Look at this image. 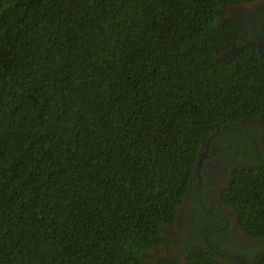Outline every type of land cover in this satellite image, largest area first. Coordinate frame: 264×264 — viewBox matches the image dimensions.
Instances as JSON below:
<instances>
[{
    "label": "trees",
    "instance_id": "16d2710c",
    "mask_svg": "<svg viewBox=\"0 0 264 264\" xmlns=\"http://www.w3.org/2000/svg\"><path fill=\"white\" fill-rule=\"evenodd\" d=\"M251 1L0 0V264H175L142 254L167 240L211 136L219 161L249 151L220 199L264 239V53L221 21ZM212 212L185 264H217Z\"/></svg>",
    "mask_w": 264,
    "mask_h": 264
},
{
    "label": "flooded vegetation",
    "instance_id": "af4514ba",
    "mask_svg": "<svg viewBox=\"0 0 264 264\" xmlns=\"http://www.w3.org/2000/svg\"><path fill=\"white\" fill-rule=\"evenodd\" d=\"M225 20L234 23L236 28L240 29L241 36H245L247 32L253 33L254 36L259 33L260 39H258L256 45L258 50L262 52L261 45L264 46V0H255L248 3L241 2L225 8V16L222 17L221 21ZM239 37L236 36L230 48L220 55L226 54L225 52L232 49L234 50V55L238 53L242 47V45H236L237 41L239 42ZM233 56L228 55L225 62H228ZM252 122V124L258 125L257 122ZM262 139L263 143L256 145L255 150L257 151V159L264 162L260 155V153L264 152V136ZM243 148L241 153L235 155L234 158L226 155V161L223 162L214 157V154L218 153L215 144H211L206 148L202 146L199 153L204 152L205 156L201 161L199 171H196L195 174L197 188L191 186L188 188L185 200L176 211L174 223L162 227L163 237L167 240L156 242L151 248L143 252L146 254L145 260L147 262L165 260L169 261L168 263L185 264L183 262L184 251L182 248L186 240L189 239L187 229H192V224H194V220L199 215V211L207 209V206L209 207L210 205L215 207L217 213L212 212V214L217 217L220 225L203 235L202 240L206 246L205 240L208 244H211L207 240V236L217 234L212 239V243L218 249L213 248L211 245L210 247L206 246V249L216 256L217 264H238L236 261L228 259L235 257H241L245 262H248V258L251 256L258 258L255 262L263 258L264 245L260 251L256 247H259L260 241L262 243L264 239L244 233L239 225L237 213L231 207L224 205L220 199L222 190L232 185L236 171L243 168L246 160H253L248 154L249 151L243 150ZM238 157L239 160H237ZM198 176L200 180H198ZM211 226L213 227L212 224ZM255 249L260 252V255L251 254ZM230 251H233V253H230ZM246 253H248V257L245 256Z\"/></svg>",
    "mask_w": 264,
    "mask_h": 264
},
{
    "label": "water",
    "instance_id": "95a60500",
    "mask_svg": "<svg viewBox=\"0 0 264 264\" xmlns=\"http://www.w3.org/2000/svg\"><path fill=\"white\" fill-rule=\"evenodd\" d=\"M261 49H262V52H264V46H262L261 45ZM226 54H222V55H220L218 58H217V60H219V61H222V62H225V60L228 58L227 56L228 55H230V56H233L234 55V50L232 49V50H230V51H228V52H225ZM212 137V136H211ZM211 137H209V138H211ZM209 138L208 139H206V141L204 142V147L206 148L207 146H208V144H209ZM205 155V153L203 152V153H199L198 154V159L196 160V166L197 167H200V164H201V160H202V157ZM198 180H200V177L198 176ZM204 239H205V237H204ZM205 243H206V245L208 246V247H210V245L207 243V241L205 240ZM255 264H259V261H257Z\"/></svg>",
    "mask_w": 264,
    "mask_h": 264
},
{
    "label": "clouds",
    "instance_id": "9594fccd",
    "mask_svg": "<svg viewBox=\"0 0 264 264\" xmlns=\"http://www.w3.org/2000/svg\"><path fill=\"white\" fill-rule=\"evenodd\" d=\"M203 144H204V143H203ZM203 144H202V146L204 147ZM208 145H209V144H208ZM202 146H201V147H202ZM200 150H201V149H200ZM204 156H205V155H204ZM204 156L202 157V160H203ZM197 159H198V156H197ZM202 160H201V161H202ZM199 169H200V167H197V166H196V162H195V165H194V170H195V172H196V171H199ZM195 174H196V173H195ZM185 196H186V194H185ZM185 196H184V198H183V201L185 200ZM183 201H182V202H183ZM205 244H206V243H205ZM209 245H210V244H209ZM206 246H207V245H206ZM145 255H146V254H144V253L142 254V256H143L144 258H145ZM259 263H260V261H259Z\"/></svg>",
    "mask_w": 264,
    "mask_h": 264
},
{
    "label": "rangeland",
    "instance_id": "374dc122",
    "mask_svg": "<svg viewBox=\"0 0 264 264\" xmlns=\"http://www.w3.org/2000/svg\"><path fill=\"white\" fill-rule=\"evenodd\" d=\"M230 253H233V251H230Z\"/></svg>",
    "mask_w": 264,
    "mask_h": 264
}]
</instances>
